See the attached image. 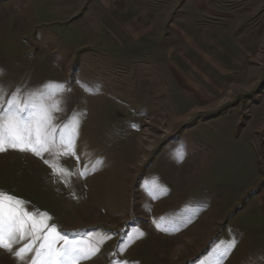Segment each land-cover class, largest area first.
I'll return each instance as SVG.
<instances>
[{"label": "rangeland", "instance_id": "rangeland-1", "mask_svg": "<svg viewBox=\"0 0 264 264\" xmlns=\"http://www.w3.org/2000/svg\"><path fill=\"white\" fill-rule=\"evenodd\" d=\"M0 88L56 129L0 189L77 264H264V0H0Z\"/></svg>", "mask_w": 264, "mask_h": 264}, {"label": "snow or ice", "instance_id": "snow-or-ice-1", "mask_svg": "<svg viewBox=\"0 0 264 264\" xmlns=\"http://www.w3.org/2000/svg\"><path fill=\"white\" fill-rule=\"evenodd\" d=\"M0 95H4L2 88H0ZM7 103V108L0 107V152L7 151L9 147L20 151H31L36 155L49 151V146L55 142L56 135V129L50 124L47 114L49 110L41 107L39 114L33 120L26 121L21 113L29 107L30 101L20 103L17 94ZM56 106L59 107L58 104ZM32 107L37 106L33 104ZM75 134L76 126H73L71 135ZM71 135L67 140L66 147L68 148L72 147ZM70 154L71 152H65V155ZM23 205L24 201L19 197L0 189V248L13 251L12 243L16 242L17 235L20 240H23L25 235L30 236L32 237L30 242L14 252L17 258L23 259L28 252L33 250V245L39 239L40 244L31 264H77L80 259L90 257L99 251L98 248L85 247L79 242L74 243L66 235L58 232L54 226L49 228L47 234L41 236L40 230L47 226V220L50 217L39 210L29 213ZM58 240L63 241L59 250L55 247ZM237 243V240H232L228 249L222 251L221 255L234 249ZM116 264H128V262L117 261Z\"/></svg>", "mask_w": 264, "mask_h": 264}]
</instances>
